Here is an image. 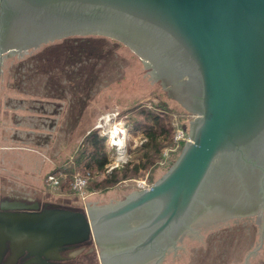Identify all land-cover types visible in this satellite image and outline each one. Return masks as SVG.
<instances>
[{
  "label": "water",
  "instance_id": "95a60500",
  "mask_svg": "<svg viewBox=\"0 0 264 264\" xmlns=\"http://www.w3.org/2000/svg\"><path fill=\"white\" fill-rule=\"evenodd\" d=\"M74 35L131 49L194 115L189 139L150 187L114 203L2 202L0 262L10 243L56 264L49 252L92 237L100 264H160L196 227L264 221V0H0V63Z\"/></svg>",
  "mask_w": 264,
  "mask_h": 264
},
{
  "label": "rangeland",
  "instance_id": "374dc122",
  "mask_svg": "<svg viewBox=\"0 0 264 264\" xmlns=\"http://www.w3.org/2000/svg\"><path fill=\"white\" fill-rule=\"evenodd\" d=\"M4 65L0 70V92L37 100L27 102L28 112L41 100L53 105L62 103V135H56L55 129L45 138V145L48 157L63 146L53 157L57 159L52 166L69 169L64 177L70 175L60 190L58 183L49 178L52 171L46 174L41 191L48 196V204L84 210L88 204L107 205L134 190L148 188L170 167L189 139V121L194 115L168 96L151 69L115 39L103 35L68 36L18 57L4 58ZM154 116L159 117L164 129L159 132L157 125H152L156 139L151 141L145 131L153 124ZM93 134L99 139L100 152L110 160L106 171L117 168L114 181H106L108 176L102 172H81L80 163L71 168L73 157L78 161L84 157L88 148L85 138ZM112 135L122 138L123 143H110ZM39 138L32 137L33 147H41ZM260 215L196 227L166 252L160 264H264V221ZM90 242L80 249L71 245L62 255L69 264H100V248L92 237Z\"/></svg>",
  "mask_w": 264,
  "mask_h": 264
},
{
  "label": "crops",
  "instance_id": "0c3cea01",
  "mask_svg": "<svg viewBox=\"0 0 264 264\" xmlns=\"http://www.w3.org/2000/svg\"><path fill=\"white\" fill-rule=\"evenodd\" d=\"M21 54L6 53L0 70L3 71L5 67L4 58ZM11 93L7 96L0 92V204L18 201L43 205L49 200L46 193L41 191L43 180L47 173L56 168L52 165L57 157H53L63 148L60 146L54 155L48 157L45 138L50 137L55 129L56 135H62L63 117L59 112L62 103L53 105L41 100L37 107L28 112L27 102L37 100L14 97ZM34 136L43 139L39 138L41 147L31 145Z\"/></svg>",
  "mask_w": 264,
  "mask_h": 264
},
{
  "label": "trees",
  "instance_id": "16d2710c",
  "mask_svg": "<svg viewBox=\"0 0 264 264\" xmlns=\"http://www.w3.org/2000/svg\"><path fill=\"white\" fill-rule=\"evenodd\" d=\"M151 120L153 124L147 127L145 134L149 136V139L151 141H154V139H156V130H155L156 128H154L152 125L156 124L158 129L160 130L159 132H161L164 129L163 128L164 125L160 124L158 116H154ZM98 141L99 139H97L96 134H93L91 137L87 136L85 138V143L88 145V148L84 150L85 155L79 161L75 160V158L73 157L71 161L72 163L71 168L74 166L77 167V164L80 163L82 165V167H80V170H82L81 172H89V173H93L95 171L102 172L104 176H108L107 179L105 178L106 181L108 182L114 181L116 180L117 177L114 174L116 173L115 171L117 168L113 167L112 169H110V171H106V165L110 163V160L105 154L100 152V149L97 147ZM68 171L69 169H66L65 171V168L56 167L51 172L52 174L56 175L58 179V184L56 185V187H59L60 190H62L65 187L63 183L64 181H66V179L70 174H68L66 177H64V174H67Z\"/></svg>",
  "mask_w": 264,
  "mask_h": 264
},
{
  "label": "flooded vegetation",
  "instance_id": "af4514ba",
  "mask_svg": "<svg viewBox=\"0 0 264 264\" xmlns=\"http://www.w3.org/2000/svg\"><path fill=\"white\" fill-rule=\"evenodd\" d=\"M53 205H57V204L46 203L43 205H39L38 209H43ZM90 239L91 238L89 237L87 240L77 243L74 246L80 249L79 247H82L83 244H92L90 242ZM19 246H22V244H10V243L7 244L5 255L3 256L0 264H10L11 260H12V264H46L43 261V257L39 256L38 254L32 253L33 249H26L25 247L20 249ZM69 248H71V244H65L63 245L62 249L58 251V253L49 252L48 260L56 264H69L70 262L67 260V257L62 255V251Z\"/></svg>",
  "mask_w": 264,
  "mask_h": 264
},
{
  "label": "bare ground",
  "instance_id": "6f19581e",
  "mask_svg": "<svg viewBox=\"0 0 264 264\" xmlns=\"http://www.w3.org/2000/svg\"><path fill=\"white\" fill-rule=\"evenodd\" d=\"M108 118V117H107ZM106 120H108V119H106ZM115 130H118V129H116V127H115ZM116 131H114V133H115ZM113 133V134H114ZM116 134V133H115ZM116 136V135H115ZM115 136L114 135H112V140H111V142L110 143H112V144H114V145H120V144H122L123 143V139L121 140V139H117V138H115Z\"/></svg>",
  "mask_w": 264,
  "mask_h": 264
},
{
  "label": "built area",
  "instance_id": "2783aa9c",
  "mask_svg": "<svg viewBox=\"0 0 264 264\" xmlns=\"http://www.w3.org/2000/svg\"><path fill=\"white\" fill-rule=\"evenodd\" d=\"M49 178H50V180L52 179L53 181H54V183H58V180L55 178V175H49ZM78 182H80V179H79V181ZM79 184V183H78ZM81 184L83 185L84 184V180H81Z\"/></svg>",
  "mask_w": 264,
  "mask_h": 264
}]
</instances>
